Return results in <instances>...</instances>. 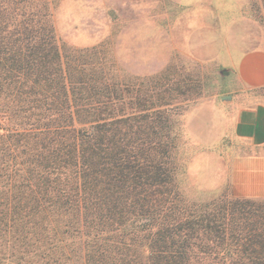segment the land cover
Here are the masks:
<instances>
[{
    "label": "trees",
    "instance_id": "16d2710c",
    "mask_svg": "<svg viewBox=\"0 0 264 264\" xmlns=\"http://www.w3.org/2000/svg\"><path fill=\"white\" fill-rule=\"evenodd\" d=\"M69 50L51 0H0V216L40 231L77 216L102 264H264V198H186L161 134L169 108L132 91L98 47Z\"/></svg>",
    "mask_w": 264,
    "mask_h": 264
},
{
    "label": "rangeland",
    "instance_id": "374dc122",
    "mask_svg": "<svg viewBox=\"0 0 264 264\" xmlns=\"http://www.w3.org/2000/svg\"><path fill=\"white\" fill-rule=\"evenodd\" d=\"M51 5L63 53L98 47L132 91L145 90L149 105L169 108L160 115L167 123L161 134L176 143L177 177L186 198L202 201L226 190L236 197L263 194V175L248 169L264 166L253 160L264 157V144L255 146L234 129L240 109L264 104V87L244 86L235 71L241 52L264 49L258 0H51ZM31 220L24 225L18 214L0 216V264H102L94 244L83 243L77 216L67 223L52 216L42 231ZM139 250L144 262L146 249Z\"/></svg>",
    "mask_w": 264,
    "mask_h": 264
},
{
    "label": "crops",
    "instance_id": "0c3cea01",
    "mask_svg": "<svg viewBox=\"0 0 264 264\" xmlns=\"http://www.w3.org/2000/svg\"><path fill=\"white\" fill-rule=\"evenodd\" d=\"M235 71L240 82L249 88L264 87V49L251 48L240 53L235 62ZM234 129L237 133L255 146L264 144V104L258 103L240 109L235 115ZM256 163L263 162L264 157L253 159ZM255 174H262L264 166H250L248 169ZM258 176V175H257ZM259 192H247L245 196H262Z\"/></svg>",
    "mask_w": 264,
    "mask_h": 264
}]
</instances>
